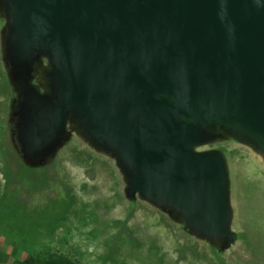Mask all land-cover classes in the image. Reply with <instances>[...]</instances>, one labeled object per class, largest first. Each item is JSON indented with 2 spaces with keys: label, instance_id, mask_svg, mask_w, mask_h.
<instances>
[{
  "label": "water",
  "instance_id": "1",
  "mask_svg": "<svg viewBox=\"0 0 264 264\" xmlns=\"http://www.w3.org/2000/svg\"><path fill=\"white\" fill-rule=\"evenodd\" d=\"M0 21L3 153L54 177L86 149L130 214L227 264L245 232L225 157L264 163V0H0Z\"/></svg>",
  "mask_w": 264,
  "mask_h": 264
},
{
  "label": "rangeland",
  "instance_id": "2",
  "mask_svg": "<svg viewBox=\"0 0 264 264\" xmlns=\"http://www.w3.org/2000/svg\"><path fill=\"white\" fill-rule=\"evenodd\" d=\"M3 77L0 70V96L9 93ZM34 82L44 85L45 73ZM4 106L0 99V112ZM238 152L236 163L231 155L225 160L235 228L245 238L227 253V264H264V163ZM7 161L0 144V264H219L158 211L141 203L130 214L112 166L86 149L63 157L54 177L20 163L14 170Z\"/></svg>",
  "mask_w": 264,
  "mask_h": 264
},
{
  "label": "flooded vegetation",
  "instance_id": "3",
  "mask_svg": "<svg viewBox=\"0 0 264 264\" xmlns=\"http://www.w3.org/2000/svg\"><path fill=\"white\" fill-rule=\"evenodd\" d=\"M6 157H7V162L11 165H13L14 169L18 168L19 166V162H18V159H17V155H16V151H13V150H7L6 151Z\"/></svg>",
  "mask_w": 264,
  "mask_h": 264
},
{
  "label": "trees",
  "instance_id": "4",
  "mask_svg": "<svg viewBox=\"0 0 264 264\" xmlns=\"http://www.w3.org/2000/svg\"><path fill=\"white\" fill-rule=\"evenodd\" d=\"M4 155H5V158H6V161H7V155H6V152L4 153ZM15 170V169H14ZM13 170V171H14ZM6 175H9V173L6 171ZM32 262V261H34L33 263L35 264V263H37V264H62V263H64L65 261H63V262H61L62 260L61 259H56V260H53V261H51V262H46V260H44V259H40V258H36L35 260H33V259H29V262Z\"/></svg>",
  "mask_w": 264,
  "mask_h": 264
}]
</instances>
